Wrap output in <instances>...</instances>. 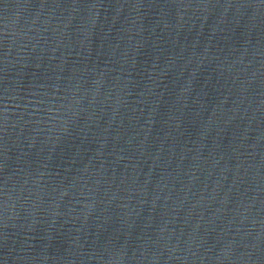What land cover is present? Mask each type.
I'll return each mask as SVG.
<instances>
[{"label":"water","instance_id":"1","mask_svg":"<svg viewBox=\"0 0 264 264\" xmlns=\"http://www.w3.org/2000/svg\"><path fill=\"white\" fill-rule=\"evenodd\" d=\"M234 59L264 143V0H208Z\"/></svg>","mask_w":264,"mask_h":264}]
</instances>
